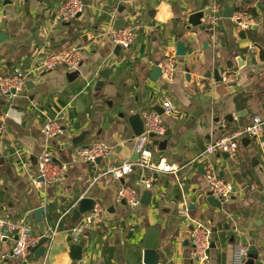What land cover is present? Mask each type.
<instances>
[{"label": "crops", "instance_id": "obj_1", "mask_svg": "<svg viewBox=\"0 0 264 264\" xmlns=\"http://www.w3.org/2000/svg\"><path fill=\"white\" fill-rule=\"evenodd\" d=\"M66 0H0V75L26 74V86L16 95L0 92V218L24 221L32 232L43 237L57 229L55 241L41 258L46 264H79L70 257L68 238L85 242L84 259L90 264H144L143 240L149 227L161 230L162 248H169L165 264H196L190 239L193 222L213 230L207 264H233L238 244L254 247L264 264V137L244 139L236 157L217 155L215 162L222 179L233 186V195L222 210L210 207L203 164L196 161L205 146L222 132L217 124L236 130L264 116V10L255 0H82L85 10L69 22L58 19ZM260 2H264L261 0ZM214 4L221 7L218 25L220 48L212 49L208 16L203 24L185 32L187 15ZM248 12L256 25L247 32L224 18L225 7ZM250 12L255 14L253 16ZM187 14V15H186ZM118 22L138 28V38L130 50L111 42L107 32ZM205 28L203 31L202 28ZM120 29V28H119ZM178 35H185L179 39ZM195 37V39H193ZM186 41L187 53L178 57L177 44ZM259 53L249 51V44ZM77 49L81 65L76 72L62 67L43 71L40 66L50 54ZM167 55L176 58V74L171 83L151 78ZM256 55V56H255ZM112 69L101 90L90 86L102 80L100 72ZM160 69V68H159ZM235 74L234 82L215 80ZM74 78H69V75ZM209 75V78H207ZM113 84V86H111ZM94 95H100L92 100ZM176 107L173 116H164V138L153 140L152 164L172 167L174 173L137 167L126 178L110 184L94 178L110 166L133 162L135 141L127 116L142 111L158 112L163 99ZM82 106L78 107V103ZM128 115H127V114ZM122 116H125L124 118ZM232 116V120L229 117ZM72 125V134L47 140L42 128L49 120ZM88 131V146L101 142L112 148V156L100 165L77 159L75 149H66L71 138ZM51 150L56 163L68 164L63 180L47 189L36 184L39 157ZM204 170V167H203ZM146 176L153 181L150 206L131 209L117 202L124 185L138 187ZM144 191L143 190L142 194ZM101 206L104 221L73 232L80 222L73 210L83 198ZM142 198V196H141ZM44 208L45 231L34 218ZM16 236L0 244V264H21L14 256ZM33 259L39 263L33 254Z\"/></svg>", "mask_w": 264, "mask_h": 264}, {"label": "built area", "instance_id": "obj_2", "mask_svg": "<svg viewBox=\"0 0 264 264\" xmlns=\"http://www.w3.org/2000/svg\"><path fill=\"white\" fill-rule=\"evenodd\" d=\"M85 10V4L82 0H66L58 10V19L63 22H69L75 19ZM208 16V33L212 43V49L217 51L220 48L218 38V25L221 20V7L214 4L206 9ZM237 29L241 32H247L256 25V19L248 12H238L232 17ZM138 28L134 26H126L124 29H112L107 32L114 46H120L124 50H130L136 43L138 38ZM249 51L258 54V47L250 43ZM256 56V55H255ZM82 61L81 52L77 49L59 52L48 55L42 62L40 69L43 71H52L57 67L64 68L67 72L78 71ZM159 68L161 70V79L166 83L174 81L176 74V58L174 55H167L161 61ZM27 75L17 73L15 75H0V92L4 95H11L12 91L16 94L21 93L25 88ZM235 74H225L223 76L224 83L234 82ZM164 116H173L176 113V107L173 102L165 98L161 102ZM141 117L144 121L145 132L143 136L136 138L135 151L139 154V162H126L119 166H110L103 172L99 173L95 178V182H104L110 184L113 181H119L133 173L134 167H138L143 171L155 169L163 173H174L175 170L167 165L153 166L152 150L153 140L156 138H164L167 132L163 115L155 110L142 111ZM223 126L214 124L212 131L218 132L221 128V134L207 144L196 161L203 164L204 179L210 194L217 200L226 203L233 195V186L221 178L215 157L221 154H228L230 157H236L240 143L244 139L261 140L264 137V116H255L247 125L236 130H227ZM6 132V126L0 123V135ZM62 123L55 119L46 122L42 128V134L47 140H53L63 134ZM264 147V143H261ZM112 156V148L108 145L96 142L88 146L77 148L76 157L85 164L96 165V161L109 160ZM69 169L68 164L56 163L52 152L49 149L43 151L39 157L38 178L36 184L42 189H47L61 182ZM138 187L124 185L118 192L117 202L124 203L131 209H136L142 205L141 196L143 190H152V179L143 176L140 179ZM104 221L103 209L99 205H95L92 212L84 215L79 221L78 226L73 230L74 233L81 235L87 227L96 226ZM13 256L21 262V264H46L45 259H41L36 263L31 253L32 248H37L42 237L36 236L31 228L24 221H11L0 218V244L10 236H16ZM57 229L50 230L45 236L48 238L50 246L57 235ZM193 245V256L196 264H207L210 259L211 245L213 239V230L208 225L200 222H193V229L190 236ZM250 250L248 246L238 244L233 254V264H246L249 259ZM79 264H90L88 259L79 261Z\"/></svg>", "mask_w": 264, "mask_h": 264}, {"label": "water", "instance_id": "obj_3", "mask_svg": "<svg viewBox=\"0 0 264 264\" xmlns=\"http://www.w3.org/2000/svg\"><path fill=\"white\" fill-rule=\"evenodd\" d=\"M256 2L262 3L261 7L264 10V2H260L261 0H255ZM187 15V14H186ZM205 15H207V11H200V12H195V13H189L187 15V20L185 22L186 27H185V32L189 33L190 31H192L193 28H197L202 26L203 19L205 17ZM81 16V14H79L77 17ZM233 17V12L232 9L229 8L228 6L225 7L224 9V18L227 19H232ZM118 27L120 29H124L126 27L125 22H118ZM202 30L204 31L205 28L203 27ZM6 34H4L3 32L0 33V43L3 42L4 40H6ZM179 39L185 37V35H178ZM193 39H195V37H193ZM117 51H120L122 48L120 46H117ZM187 53V47H186V41H182L179 42L177 44V52L176 55L178 57H184L186 56ZM111 74H113V70L112 69H106L103 72H100L99 77L102 78V80H98L96 82H94L90 88L92 90H101L104 88L105 86V81L109 80ZM74 75H69V78H74ZM215 80L217 82H222L223 79L220 76L218 71H215ZM151 78L155 81L159 80L161 78V70L157 67L155 68L152 73H151ZM207 78H209V75H207ZM26 86H32V83H26ZM113 86V84L111 85ZM11 95H16L15 91L11 92ZM100 95H94L92 97V100H97ZM82 106V102L80 101L78 103V107ZM158 113L160 115L164 114V111L162 108L158 109ZM127 114V113H126ZM128 115V114H127ZM123 118L125 116H122ZM127 124L128 126L131 128V130L134 133L135 138L141 137L143 136L144 132H145V125H144V121L141 117L140 112L134 113V114H129L127 116ZM229 119L232 120V116L229 117ZM63 132L65 134H72V125H64L63 126ZM88 131H84L82 132L80 135L75 136L73 138H71V140L69 141V143H67L65 145L66 149H75L77 147H79L80 145H82L85 140L86 137L88 135ZM244 141H250L248 140H244ZM134 158L132 159L133 162H137L139 160V154H135L133 156ZM224 157L228 158V154H224ZM102 163L101 159H98L96 161V165H100ZM137 167H134V170H136ZM202 171L204 173L203 167H202ZM234 192V190H233ZM152 198H153V192L151 191H144L142 194V198H141V203L142 205L145 206H150L151 202H152ZM207 204L212 207V208H216L218 210H222L223 206H224V201H220L215 199L211 194L208 196V198L206 199ZM95 206V201L91 198H83L80 200L78 207L75 208L73 210V216L74 219L76 221H80L82 219V217L90 212H92V210L94 209ZM44 212L45 209L40 207L37 208L34 211V218L35 220L38 222L39 225V229L41 232L45 231V224H44ZM161 230L152 226L146 229L145 231V237L143 240V248H144V256H143V263L144 264H165V257L170 255V249L169 248H162V242H161ZM16 239H18V233L16 232ZM48 242V238L44 235L37 248H32L31 249V253L35 255V257L37 259H41L43 258L46 253H47V246H45V244ZM68 246L70 248V257L72 258V260L74 261H82L84 259V254H85V242H79V243H75L74 239L72 237L68 238ZM211 248H214V244L211 245ZM250 256L249 259L246 261V264H256L257 260L259 259V256L257 254V251L254 247H250ZM1 262V260H0Z\"/></svg>", "mask_w": 264, "mask_h": 264}, {"label": "trees", "instance_id": "obj_4", "mask_svg": "<svg viewBox=\"0 0 264 264\" xmlns=\"http://www.w3.org/2000/svg\"><path fill=\"white\" fill-rule=\"evenodd\" d=\"M253 16H255V14H253L252 12H250ZM264 59V58H263Z\"/></svg>", "mask_w": 264, "mask_h": 264}, {"label": "rangeland", "instance_id": "obj_5", "mask_svg": "<svg viewBox=\"0 0 264 264\" xmlns=\"http://www.w3.org/2000/svg\"><path fill=\"white\" fill-rule=\"evenodd\" d=\"M51 151V150H50ZM105 162V161H104ZM88 228H90V227H88Z\"/></svg>", "mask_w": 264, "mask_h": 264}]
</instances>
